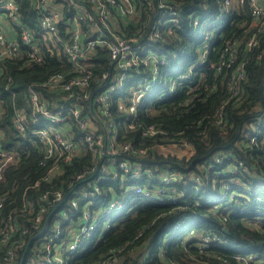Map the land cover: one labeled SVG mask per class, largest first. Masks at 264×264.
Returning <instances> with one entry per match:
<instances>
[{
	"label": "trees",
	"instance_id": "trees-1",
	"mask_svg": "<svg viewBox=\"0 0 264 264\" xmlns=\"http://www.w3.org/2000/svg\"><path fill=\"white\" fill-rule=\"evenodd\" d=\"M152 1L154 3L156 0ZM164 1L176 10L179 26L171 28V32H163L161 39L151 43V50L163 55L167 63L159 67L158 82L162 84L149 92L148 101L152 102L159 90L169 85L176 75L190 74V77L183 81L182 90L171 98L153 101L152 106L147 109L139 106L134 128L128 130L117 126V133L120 142L129 141L135 150L121 155L144 175L140 180L141 186L146 185L153 190L159 183L161 173L178 171L184 180L176 184V187L185 193L184 197L180 198V203L173 205L154 204L130 195L124 209L111 219L110 228L100 240H96L101 233L98 227L82 252L55 253L59 244L82 221L80 214L84 207L79 205L78 209H72L74 216L65 222L63 231L53 239L50 258H45L32 251V244L36 239L39 242L42 237L53 235V224L59 220L58 210L55 209L49 218L45 216L42 219L39 228L41 230L45 223L43 231L38 230L37 236L33 232L23 237L25 244L18 250L16 264L27 244L22 264H58L56 254L64 264L264 262V28L252 24L247 4L238 11H231L228 22L223 26V33L208 41L204 60L201 58L204 33L212 29L211 24L219 11L218 0ZM259 3L264 7V0H259ZM21 13L25 22L35 27L37 16L27 0H21ZM157 13V6H154L151 10V23ZM190 16L197 20L196 26L190 22ZM147 31V27H144L145 34ZM250 37L255 38V43L247 46ZM231 48L235 50V54L230 67L217 69L220 61L226 57L227 50ZM108 60L107 51L95 49L91 58L93 78L99 77L108 69ZM47 61L43 66L31 65L25 69H18L13 63H7L6 71L0 75L1 143L6 149L15 148L24 152L16 165L9 166L4 171L3 181H0V196L14 198L16 203H20L24 195L26 200H32L41 206L40 195L57 189L63 190L64 194L69 193L67 198L70 199L79 190L91 186L101 172V168L96 174L91 171L72 183L76 174L90 171L93 165L91 153L83 150L69 164L57 161L59 171L48 182L41 181L45 172V167H40L38 163L42 157L41 145L36 143L35 138L30 141L29 136L12 128L13 109L25 106L23 97L27 86L42 82L48 72L63 69L55 60ZM237 67L242 72L239 79L235 73ZM233 75L236 93L230 88ZM9 77L12 82L6 87ZM134 82H137L136 78L131 81ZM91 109L96 110L94 107ZM84 112L92 113L87 103ZM111 113L116 125L124 118V114L116 111L115 105L111 107ZM98 121L105 125L103 118L95 119V134H102L106 142L108 136L104 134V128ZM150 125L161 132L154 136H143L142 129ZM168 137L185 138L192 153L182 156L162 153L161 146L168 143ZM140 149H145V152L138 153ZM111 175L104 173L108 180L98 181L100 195L93 200L91 207L106 206L113 198L125 196L129 184L123 186L118 179H112ZM192 176H198L201 181L194 184L189 180ZM231 178L238 182L232 183L230 188L236 193L235 200H231L235 202L230 203V197L226 199L224 209L228 212L222 214L205 202L209 200L212 203V199H222L219 195L221 187ZM35 181H39L38 185L31 187ZM199 200L203 205L195 206L191 203ZM187 202L191 203L190 206H185ZM229 211L234 212L231 214ZM182 217H186V221L176 229L175 224ZM69 226L71 231H68ZM195 227L197 234L219 233L227 244L226 248H210L201 252L197 247L200 241L196 237L185 238L189 229ZM167 235L170 238H166ZM162 249L164 253L158 254ZM233 253L243 255L236 257ZM249 255L253 257L247 260L245 257Z\"/></svg>",
	"mask_w": 264,
	"mask_h": 264
},
{
	"label": "built area",
	"instance_id": "built-area-1",
	"mask_svg": "<svg viewBox=\"0 0 264 264\" xmlns=\"http://www.w3.org/2000/svg\"><path fill=\"white\" fill-rule=\"evenodd\" d=\"M27 2L37 16L35 27L25 22L21 13V0H0V75L6 71L7 63H13L18 69H25L31 65L43 66L48 59L60 63L63 69L48 72L42 82L30 83L27 86L23 97L25 106L13 109L12 128L29 136L30 141L35 138L36 143L41 145L42 157L38 163L40 167H45L41 181L48 182L59 171L57 161L69 164L83 150L91 153L93 165L90 171L76 174L72 183L84 178L91 171L96 174L101 168V172L92 181L91 186L79 190L70 199L67 198L69 193L64 194L61 189L43 192L39 197L41 206L32 200H26L24 195L20 203H16L14 198L0 196V264H16L18 250L25 244L23 237L39 232L42 219L45 216L49 218L55 209L58 210L59 220L53 224V235L44 236L39 242L36 239L32 244V251L45 258H50L53 239L60 235L65 222L74 216L72 209H78L79 205L84 207L80 214L82 221L71 235L59 244L55 253L82 252L98 227L101 233L96 240H100L103 233L110 228L111 219L121 213V208L125 207L130 195L154 204L173 205L180 203V198L185 195L176 187V184L184 180L178 171L161 173L159 183L153 190L146 185L141 186L140 180L144 175L121 155L135 150L129 141L120 142L117 133V126L128 130L134 128L139 106L147 109L152 106L153 101L171 98L177 91L182 90L183 81L190 77V74L176 75L169 85L159 90L152 102L148 101L149 92L162 84L158 82L159 67L167 63L163 55L151 50V43L161 39L163 32H171V28L179 26L178 14L172 5L164 0H156L154 3L152 0ZM217 3L219 11L211 24L212 29L204 33V51L201 54L204 60L208 41L223 33V26L228 22L231 11H238L247 4L252 24L264 28V7L259 0H218ZM154 6H157L158 13L151 23V10ZM27 20L29 22L28 18ZM190 22L193 26L197 25L193 16H190ZM144 27L148 30L146 34ZM254 43L255 38L250 37L247 46ZM96 48L107 51L109 67L99 77L93 78L91 58ZM234 54L233 48L227 50L226 57L220 61L217 69L230 67ZM235 73L237 79L242 77L239 67L235 69ZM134 78L137 82L131 83ZM234 79L233 75L230 88L236 93ZM11 82L9 77L6 87ZM86 103L92 112L90 114L84 112ZM114 105L118 113L124 114V118L117 125L111 118V107ZM92 107L96 110L92 111ZM100 118L105 120V125L100 121L98 124H101L104 134L108 136L106 142L102 134H95V119ZM159 132L161 131L153 125L142 129L143 136H154ZM1 139L0 132V181H3L6 168L16 165L24 152L15 148H4ZM168 139V143L161 146L162 148L185 147V155L192 153L185 138ZM144 152L145 149L138 151L140 154ZM49 161L52 162L48 165ZM104 173L112 174L111 178L118 179L123 186L129 184L125 192L129 196L115 197L106 206L91 207L93 200L100 195L98 181L108 180ZM189 180L194 184L201 181L198 176H192ZM39 181H35L31 187H36ZM232 183L238 184L231 178L222 185L219 192L221 203H217L218 199H212V203L207 200L205 204L226 214L228 211L224 209V201L230 197L229 202H235L231 201L235 200L236 196V193L230 190ZM191 203L195 206L203 205L200 200ZM191 203L187 202L185 206H190ZM233 212L229 211L231 214ZM185 221L186 217H182L175 224V228H179ZM196 228L189 229L185 238L196 237L200 241L197 247L201 252L210 248H226L227 244L219 233L197 234ZM44 229L45 223L40 231ZM166 238H170V235ZM160 253L163 254L164 249L158 254ZM242 255L233 253L236 257ZM55 257L58 264H64L58 258L59 255L56 254ZM251 257L253 256L249 255L245 258L249 260Z\"/></svg>",
	"mask_w": 264,
	"mask_h": 264
},
{
	"label": "rangeland",
	"instance_id": "rangeland-1",
	"mask_svg": "<svg viewBox=\"0 0 264 264\" xmlns=\"http://www.w3.org/2000/svg\"><path fill=\"white\" fill-rule=\"evenodd\" d=\"M160 151L162 153H172V154H176L178 156H182L187 154V149L185 147H177V146H170L169 148H161ZM129 196L128 193L125 194V198H127ZM149 252V251H148Z\"/></svg>",
	"mask_w": 264,
	"mask_h": 264
},
{
	"label": "water",
	"instance_id": "water-1",
	"mask_svg": "<svg viewBox=\"0 0 264 264\" xmlns=\"http://www.w3.org/2000/svg\"><path fill=\"white\" fill-rule=\"evenodd\" d=\"M27 248H28V244H27V246H26V248H25L24 253H23L22 256L20 257L18 264H22V263H23L24 257H25V255H26Z\"/></svg>",
	"mask_w": 264,
	"mask_h": 264
},
{
	"label": "bare ground",
	"instance_id": "bare-ground-1",
	"mask_svg": "<svg viewBox=\"0 0 264 264\" xmlns=\"http://www.w3.org/2000/svg\"><path fill=\"white\" fill-rule=\"evenodd\" d=\"M124 208H121V211L123 210Z\"/></svg>",
	"mask_w": 264,
	"mask_h": 264
}]
</instances>
